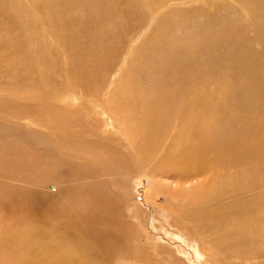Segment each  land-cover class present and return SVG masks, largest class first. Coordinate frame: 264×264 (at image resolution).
Instances as JSON below:
<instances>
[{
    "label": "rangeland",
    "instance_id": "rangeland-1",
    "mask_svg": "<svg viewBox=\"0 0 264 264\" xmlns=\"http://www.w3.org/2000/svg\"><path fill=\"white\" fill-rule=\"evenodd\" d=\"M127 1L130 2L116 0V5L104 3L106 6L91 3L92 6L85 5L81 11L78 9L72 14L83 17L84 21L91 18L89 27L92 28L95 42L100 39L108 41L102 49V56L90 41V33L86 43L77 40L72 50L68 49L67 38L66 43L52 39L51 35L57 29V20H53L50 27V24L43 23L38 10L26 9L25 15L34 18L24 30L15 33V42H22L21 45L31 56L29 62L36 71L29 72L22 81L0 68V164L6 166L5 169L0 168V217L4 218H0V222L5 221L6 228H12L15 224L21 227L16 225L18 231L21 230L20 241L14 236L16 231H12L7 238L0 237V264H27V256L38 260L35 256L42 255L45 249L47 254L41 258H46V264H203L204 258L208 257L209 264H264V212L259 211L260 207H264V202L254 208L249 217L240 219L250 223L249 229L242 227L243 237L250 235L252 226L261 231L258 240H249L241 246L235 229L225 228V232H217L210 222L203 224L199 219L205 218L199 211H208L214 207V201L209 202V206L204 204L201 191L207 192L216 184L215 180L195 177L192 184L188 183L190 186H181L170 177L154 173L156 162L143 163V160L133 163L135 167L132 174L123 175L108 154L109 150L126 154L132 151V144L137 142L133 136L141 140L138 130L126 123L127 108L118 109L120 101L112 105L114 94H118L127 85L134 88L133 94L138 91L146 94L157 89L160 82L153 78V74L159 71L157 68L164 61L171 59L176 64H186L189 60L193 64L189 68L197 69L190 72H197L201 80L203 72H213L215 69L212 63L216 57L225 59L231 54L237 58L242 57V60L247 57L251 65L258 70L262 69L264 0H136L128 6L121 4ZM10 2L19 11H23L21 5L41 3L37 0ZM136 3L142 5L141 11H138ZM113 7L124 9L125 15L126 12L132 15L123 19L122 15L110 12ZM101 10L104 20L99 25L95 17L101 16ZM108 12L110 14L106 16ZM214 30L222 42L214 41L211 35ZM1 43L6 44L5 41ZM55 43L57 46H54ZM6 55L7 52L0 53V67L6 66ZM98 57L102 59L100 62L96 60ZM76 63L78 66L89 65V69L99 66L96 74L98 84H94L97 92H93L94 96L84 94L82 82L76 81L73 73L68 72L71 69L74 72ZM166 69L169 72L171 68L167 66ZM217 69L222 67L218 65ZM227 72V82L239 86V72L234 71L232 66ZM215 81L218 86H211L210 95L206 98L208 101L211 98L218 99L221 95L220 82ZM196 99L206 100L202 97ZM192 100L176 101L192 105ZM135 104L133 108L136 107L138 111L139 107H134ZM52 109L57 112L53 114L54 117L51 115ZM238 111L237 115H243L242 111ZM172 143L173 139L166 134L161 139L163 148H171ZM83 146L89 149L97 147L98 153L94 150L87 153ZM18 150H21L20 156L16 155ZM159 151L162 152V148ZM86 154L90 157L87 155L86 158ZM93 156L102 157V163L93 160ZM91 160L93 162L89 163ZM7 162L11 164L8 166ZM27 162H30L33 171L23 172L25 176L17 179L16 176L22 172L19 174L13 170L24 171L23 166ZM54 165L58 167L54 169ZM66 165L78 167L87 173L70 171L64 178L62 168ZM2 174L12 177L10 180L4 179ZM204 183H208L206 188H202ZM93 185L101 188L98 189V197L103 194L109 197L118 227L126 226L129 229L126 233L130 239L118 246L129 247L127 256L121 254L111 257L113 253L103 252L95 260H86L79 254L73 257L70 253L80 251L86 244H73L68 239H63L56 246L35 241L33 245L30 244L29 241L34 237L29 234L27 226L34 221L37 211L44 205L40 198L48 199L45 206H48L49 211L51 207L60 205L58 201L61 200V192L69 189L75 203L81 206L84 200L81 193L89 192ZM154 186L157 198L150 200L146 198V191ZM182 187H186V190ZM214 187L223 191L227 189L226 184L220 183ZM175 189L184 195L178 199L172 198L169 191ZM188 193H196L197 196L193 199ZM191 208H194L192 212ZM51 226L55 233L60 230L69 235H77L83 231L81 226L73 229L67 220H60L59 223L56 221ZM112 229L115 236V228ZM2 230H5L4 226L0 227V232ZM96 230L103 233L106 227L101 223L96 226ZM223 236V244L212 245L214 240ZM218 246H223V249ZM203 247H210L211 255H206ZM68 258H72V261H68ZM34 262L29 260V264Z\"/></svg>",
    "mask_w": 264,
    "mask_h": 264
},
{
    "label": "bare ground",
    "instance_id": "bare-ground-1",
    "mask_svg": "<svg viewBox=\"0 0 264 264\" xmlns=\"http://www.w3.org/2000/svg\"><path fill=\"white\" fill-rule=\"evenodd\" d=\"M134 1L136 0H130V2L127 1L121 4L128 6L134 3ZM37 2L41 3H36L33 6L21 5L23 11H19L17 6L11 3L10 0H0V53H8V55H6V61L4 62L6 66H1L0 68H2L1 70L3 72H7L11 76H16L18 80L22 81L25 79L23 77H26L29 72L36 71V69L33 68L34 66L29 62L31 56L21 45L22 42H15V33L24 30L25 26L29 25L30 21L34 18L33 16L28 17L25 15L27 8L38 10L41 13L43 23L50 24V27L51 22L57 20V29L53 32V35H51L52 39L53 41L57 40L58 42L66 43L65 39L67 38L68 43L66 46L68 49H71L77 40L86 43L89 38V33L90 36H92V28L89 27L91 18L84 21L83 17L72 14L78 11V9L81 11V7L85 5L90 4L92 6V4L98 3L100 4L99 6H106L104 3L108 5L109 2L115 4L116 0H37ZM142 3H144V1ZM121 4L119 3V5ZM135 5H138V11H141L142 5L140 3H136ZM110 9H112V11H110L112 14L116 13L122 15L123 19L129 18L132 15L129 12H126L125 15V12H123L124 9L121 10L122 8L117 9L113 7ZM110 12H108L106 16H108ZM101 13L102 10L100 12L101 16L97 15V17H95L99 20V25L104 20V15ZM211 35L216 43L222 42V39L220 40L215 34V30L212 31ZM1 41H5L6 44L4 43L5 45H3ZM90 41L95 44L102 56V49L108 44V41L100 39L95 42L93 36ZM11 42L15 43L10 44ZM55 45L56 43L54 46ZM247 54H249V52ZM236 55L239 54L236 53ZM13 59L17 60L15 62L13 61V63L8 62ZM96 60L100 62L102 59L98 57ZM168 61H164V64L159 66L160 69H158L159 67L157 68L159 71L156 72V74L152 73L153 78H155L157 82H160L157 89H152V91H148L146 94H143L144 91H138L133 94L134 88L126 84L127 86L118 94H114V98L111 100L112 105H114L115 101H120V103L117 104L118 109L124 110L127 108L126 123L138 130V135L141 140L133 136L137 142L132 144V151H127L126 154L109 150L108 154L111 157V162L120 167L119 170H121L123 175L132 174L135 167L133 163L137 161L143 160V163L156 162L157 168L154 173L170 177L181 186L183 184L190 186L188 183L192 184L193 178L195 177H202L205 180H215L216 184L207 192L201 191L204 194L202 196L204 204L209 206L208 203L214 201L215 203L212 202L214 207L208 211H199L200 213L202 212L204 215L203 217H205L199 219L202 220L203 224L205 222H210L211 225H214L217 232H225V228L235 229L241 246L249 240L254 239V241H256L259 239L261 231L257 227L252 226L250 235L246 234V236L243 237L242 234H244V232L242 227L249 229L250 223L248 220L240 221V219L249 217V214L254 208L264 202V58L261 60L263 68L258 70L257 67L248 62L247 57H244L243 60L242 57L237 58L234 54L226 56L225 59L216 57V61L212 63L215 69H213V72H203L202 80L198 78L197 72H190L191 70L197 71V69L196 67L189 68L193 65L189 63V60L186 64H176L171 59ZM241 64H243V66ZM218 65H220L222 69H217ZM83 66H78V63H76V68H74L76 74L71 72L73 69L68 72L71 74L73 73V77L76 81L82 82L84 94L90 96L95 91L94 88H96L94 84H96L98 79L96 78V74L99 72V66L95 65L91 69H89V65ZM167 66L171 68L169 72L167 71L168 69H166ZM230 66L233 67L234 71L237 70V72H239V86L229 84L226 80L225 73H228L227 70ZM214 77H218V79ZM215 80L220 82L221 95L218 99L211 98V101H208L206 98L210 95L211 86H218ZM208 84L210 85L208 86ZM95 92H97V90ZM197 97H202L206 100L200 101L196 99ZM188 98H193L192 105L184 104L185 102L181 104L176 101H184ZM134 103H136L134 107H139L138 111L136 107L133 108ZM236 110H239L238 112L240 113L242 111L243 115H237ZM102 111L106 114L104 110ZM55 113L57 112L52 109L51 115L53 117ZM165 134L166 136L168 135V138L173 139L171 148L162 147L161 139ZM160 148H162V152L159 151ZM85 149L87 153L89 150H94L98 153L97 147ZM60 150L63 151L62 149ZM19 151L21 150L16 152L18 156L21 154ZM97 153L94 152V154L98 155ZM89 154L92 157V153L89 152ZM89 154H86V158ZM73 155L76 154L73 153ZM93 158V160H99L98 162L102 163V157L98 158L97 156H93ZM92 162V160L89 161V163ZM9 164H11V162H7L8 166ZM5 167V165L0 164L1 169H5ZM56 167L58 166H53L54 169ZM23 169L24 171L13 170V172L19 174L22 172V174L16 176L17 179L22 178V175L25 176L23 172L33 171L30 162H27L23 166ZM62 170L64 178H66L70 171L75 173H87L85 170H81L78 167L72 168L69 165L64 166ZM3 176L2 174V177ZM11 177L12 176L9 177V175H5L4 179L10 180ZM218 183L226 184V191L214 187ZM207 184L208 183H204L202 188H206ZM98 189L101 188L93 185L89 192L81 193V196L84 197L81 205L82 207L75 203L74 195L69 189H64V191L61 192V200L58 201L60 205L51 207L49 211H47L48 206H45L48 199L40 198L44 205L37 211L34 221L27 226L29 234L34 237V239L29 241L30 244L33 245L35 241L38 243L43 242L49 246H56L59 245L63 239H68L73 244L77 242L86 244V247H83L80 251L77 250L72 254L70 253L73 257L79 254L84 256L86 260H95L98 254H102L103 252L113 253L111 257L121 254L127 256L130 252L129 247L118 246L121 243L128 242L130 239V235L127 237L126 233L127 231L129 232V229L126 226L122 228L118 227L117 222H115L113 218V210L110 199H108L109 197H106L105 194L98 197ZM155 189V186L154 188L149 187L146 191V198L155 200V198H157ZM182 189L186 190V187H182ZM169 192H171V196L174 199H178L184 195L183 192L176 189L173 190V192ZM188 194L191 195L193 199L197 196L196 193ZM86 198H90V201L86 200ZM192 209L194 208H191V212ZM259 211L264 212V207H260ZM190 219H192V217ZM60 220L70 221V225L73 229H78V227L81 226L83 231H80L77 235H69V233H63L56 229L58 233H55V231H53L54 227L51 225L56 221L59 223ZM0 223V227L4 226L5 228V230L0 232L1 238H7L12 234V231H16L14 236L20 241L21 230L18 231V224H15L12 228L10 226L6 228L5 221ZM101 223L106 227V231L103 233L96 230V226ZM59 226L61 227V225ZM18 227L21 228L20 226ZM111 227L115 228V236L114 230ZM91 240L92 243H89ZM223 242L224 236L223 238L218 237L217 240L213 241L212 245L215 246L219 243L223 244ZM218 248L223 249V246H218ZM202 249L205 251L206 255H211L209 254L210 247H203ZM30 251L32 252V250ZM34 252L36 253V251ZM46 254L47 251L45 249L42 255L35 256L38 260H32L31 256H27L29 258L27 264H29V260L32 262L35 261L32 264H46V258H41ZM218 256L221 258L220 255ZM68 261H72V258H68ZM208 261L209 257L204 258L203 264H209ZM137 262L139 261L137 260ZM62 264L69 263L66 262Z\"/></svg>",
    "mask_w": 264,
    "mask_h": 264
}]
</instances>
